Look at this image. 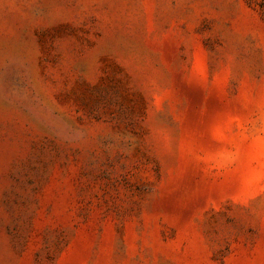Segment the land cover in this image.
<instances>
[{"label":"rangeland","instance_id":"rangeland-1","mask_svg":"<svg viewBox=\"0 0 264 264\" xmlns=\"http://www.w3.org/2000/svg\"><path fill=\"white\" fill-rule=\"evenodd\" d=\"M0 264H264V0H0Z\"/></svg>","mask_w":264,"mask_h":264}]
</instances>
